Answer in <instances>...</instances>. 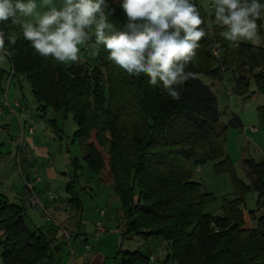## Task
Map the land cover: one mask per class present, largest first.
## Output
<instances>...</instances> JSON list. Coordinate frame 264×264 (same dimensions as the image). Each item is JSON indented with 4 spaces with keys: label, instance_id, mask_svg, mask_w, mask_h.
Here are the masks:
<instances>
[{
    "label": "trees",
    "instance_id": "obj_1",
    "mask_svg": "<svg viewBox=\"0 0 264 264\" xmlns=\"http://www.w3.org/2000/svg\"><path fill=\"white\" fill-rule=\"evenodd\" d=\"M193 2L207 24L206 36L186 69L194 77L179 87L180 100L150 85L146 75L129 76L107 59L102 46L97 64L67 65L35 53L11 19L0 22V31L5 33L9 67L27 79L41 113L50 108L64 117L71 114L73 136L85 145L86 168L99 176L98 182L111 185L119 200L124 237L163 240L169 251L166 260L174 264H264V160L244 157L248 184L237 177L225 142L228 127H241V121L232 115L226 125L220 124L223 112L203 80L219 78L222 68L237 69L233 90L250 93L253 79L264 97V47L242 41L233 47L220 36L223 29L215 23L213 9ZM108 3L115 9L109 21L122 27L127 18L120 0ZM257 24L259 32L261 19ZM13 32L18 36L15 45L7 40ZM213 42L220 44L221 55L210 52ZM7 73L1 70L0 83ZM257 116L264 128V103L257 107ZM206 163L215 173H227L234 187L233 198L222 201V215L204 211L214 197L193 179L194 169ZM69 187L67 202L79 213L80 197ZM249 191L256 193L261 211L251 228L245 227L241 209ZM0 232L2 264H47L54 258L56 228H30L23 205L1 193ZM120 253V264L149 262L141 249Z\"/></svg>",
    "mask_w": 264,
    "mask_h": 264
},
{
    "label": "clouds",
    "instance_id": "obj_2",
    "mask_svg": "<svg viewBox=\"0 0 264 264\" xmlns=\"http://www.w3.org/2000/svg\"><path fill=\"white\" fill-rule=\"evenodd\" d=\"M43 5L46 11H39L35 0H0V22L11 19L44 58L77 63L81 46L90 48L93 57L102 46L114 65L129 76L146 75L150 85L173 100L181 99L179 87L194 77L186 69L206 31L193 0H120L127 18L122 27L109 21L115 9L108 0H62L59 8L43 0ZM211 7L223 29L220 36L233 47L259 39L257 21L264 15L260 0H212ZM5 39L0 31V60L9 55ZM17 39L15 32L7 36L11 45Z\"/></svg>",
    "mask_w": 264,
    "mask_h": 264
},
{
    "label": "rangeland",
    "instance_id": "obj_3",
    "mask_svg": "<svg viewBox=\"0 0 264 264\" xmlns=\"http://www.w3.org/2000/svg\"><path fill=\"white\" fill-rule=\"evenodd\" d=\"M197 1L204 10H208L209 4H212V0ZM35 2L38 5L39 11L47 10V6L43 5V0H35ZM61 5L62 0H52V6L59 8ZM258 36L259 39L255 42H242L264 47V15L261 17V29L258 32ZM81 49L79 62H81V59L83 58L87 59V62L90 65L97 64V56L93 57L90 54V48L81 46ZM83 63L86 64V62ZM71 64L75 63H67V65ZM1 70L6 72L9 70V61L6 57L5 59L0 60V72ZM237 72V69H225L222 71V77L219 79L215 80L213 78L203 77V80L213 89L217 100V106L219 110L223 112L220 117V124L226 125L232 117V112L240 117L243 122V128L241 129L228 127L225 150L234 166L237 177L244 183L248 184V178L245 176V172L240 164V159L242 156H245L252 157L255 161L264 160V128L260 125V121L257 116V107L264 103V97L257 92L253 79H250L249 82L250 93L241 95L233 91V96H229L226 93V89L227 87L234 89V79L237 76ZM20 83L22 86L21 92L24 96L23 99L22 95H20V99L24 102L30 112V116H26V119L34 120L36 124L35 135L37 134L38 137L42 139L40 140V143L43 146H46L47 149V157H43L42 159L40 158V160H43V163L46 164L45 159H50L48 161L50 163L48 168L49 171L52 172V175H45V173L41 171L40 175H42L43 183L50 186L54 194L60 196L61 199L67 196L68 193L66 188L68 185L72 190L80 189L79 184H81V180L84 178L90 182L89 186L93 188V190L97 187L98 189H101L102 184L99 185L97 182L99 176L86 168L84 160L86 149L83 141L73 136L76 125L71 114H67L64 117L62 113L55 112L50 108L46 109L45 113H41L40 109H38L39 104L35 101L32 95L27 79L22 77ZM1 84L3 83L1 82ZM252 127L256 128V130L252 129ZM13 130L15 131V127H13ZM249 131H256L257 133L251 134ZM1 141L3 143L1 142L0 148H3V150L0 151V191H7L3 181L7 182V176L13 174V172L16 173L14 160L15 151L11 149L7 141L3 139H1ZM38 168L41 169V166L39 165ZM44 172H47V170H44ZM18 177L17 173L14 174L15 179H18ZM193 179L200 181L202 190L210 192L214 197V200L205 206L204 211L213 215H222L223 212L221 204L223 199L230 200L234 196V187L230 176L227 173H215L213 171L212 164L206 163L194 169ZM82 197L86 208L84 210V214L80 215L81 224L79 227V233L83 234V236L85 235L91 237L92 234L89 229L95 207L98 204L103 205L104 203L101 202V196H98L99 199L95 200L92 196L93 201H90V199L83 193ZM256 199V193L249 191L245 194L244 201L241 203V209L245 219V227L247 228L254 227L256 225V216L261 214V211L257 210ZM47 213L48 214L46 215L54 217L52 210L48 209ZM253 216H255V218ZM42 217H44V215H42ZM56 218L58 219V215H56ZM39 223L42 224L43 228H47L49 225L51 226L50 223H52V221L41 220ZM145 240V238L139 236L138 240L135 239L132 240V242L133 244H135L136 241L140 242L143 246ZM125 246L126 244L124 247ZM140 248L141 246L136 247L135 250Z\"/></svg>",
    "mask_w": 264,
    "mask_h": 264
},
{
    "label": "crops",
    "instance_id": "obj_4",
    "mask_svg": "<svg viewBox=\"0 0 264 264\" xmlns=\"http://www.w3.org/2000/svg\"><path fill=\"white\" fill-rule=\"evenodd\" d=\"M210 8H212L211 4H209L208 6L209 11ZM201 27L206 28L207 24L204 23ZM81 60L82 61L78 64H83V62L88 63L87 59L82 58ZM220 77H222V72ZM6 79L7 75L1 81L3 84L0 83L2 92L6 91L7 99L12 106L16 99L20 101L21 106L18 108H14V113H12L8 108H5L2 112H0V144L2 142L1 139H3L7 141L11 149L15 151L14 160L16 173L19 177L18 179H15L14 174L16 173L14 172L13 174L7 176L8 181H3L4 185L6 186L5 189H7V191H0V193L4 195L9 202L23 205L26 211V222L30 228L40 227L44 230L49 228H56L57 232L55 241L57 248H54L53 251L54 258L47 264H120V251L132 252L131 250L134 251L136 247L140 246V249L143 252L147 253L149 255V258L152 257V259H149V262L147 264H174L173 262L166 260L167 253L169 251L166 243L163 240L158 238H148L145 240L142 246L140 242L136 241L135 244H133L132 242V240H138L139 236H133L131 238L124 237L123 234L125 231V226L118 212L120 203L117 196L114 194L113 187L111 185L103 186L102 184L101 189H98L97 187L95 190H93V188L89 186V181H87L85 178L81 180V184H79L80 189H75V192H77L80 197L82 209L81 212L75 213L72 210L70 204L67 202V199L69 197L68 194L65 198L61 199L60 196L54 194L50 186L43 183L42 175H40L41 171H43L45 175H52V172H50L48 168V166H50V163L48 162L50 159H45L46 164L43 163V160H40V158L42 159L43 157H47L46 146H43L40 143V140L42 139H40L37 134L35 135V131L32 134L26 131L27 127L31 123V120L26 119V116H30V112L25 106L24 102H22V100L20 99V95H22V98L24 99V96L21 92L22 86L20 83L22 76L18 79H14L10 84H7ZM231 114L235 115L234 112H232ZM238 119L241 121V127L237 128L241 129L243 128V122L240 117H238ZM20 125L24 126V130L22 133ZM13 127H15V131L13 130ZM249 132L251 134L257 133L256 131ZM21 136L22 144L19 146L16 140ZM1 150H3V148H0V151ZM26 156L32 157V160L27 164ZM244 157L245 156H242V158L240 159L242 168ZM18 161H20V163L22 164V172H20L17 168ZM39 165L41 166V169L38 168ZM34 168L37 169L39 180H36L33 171ZM44 170H47V172H44ZM25 182L31 184L32 191L35 193L39 201L44 205L45 210H52V212L54 213V217L60 227H54L53 223H50L51 226L49 225V227L43 228L42 224L39 223L41 220L46 221V219L42 217L43 212L40 209H34L29 204H27L26 199L28 192L26 191ZM98 183L99 185H101L100 182ZM82 193L86 195L87 198L90 199V201H93L92 196L94 197V200L99 199L98 196H101V202L104 203L103 205H96L94 215L91 218L89 229V231H91V234L93 235L92 232L94 231V222L99 218L98 211L100 209H104L102 223L106 231L99 237L100 239L98 238L95 240L92 238V236H83V234L79 233V227L81 224L80 215L84 214V210L86 208V206L84 205ZM50 194L56 196V198L61 201L63 205L62 208L57 209L53 207L52 201L49 199ZM56 215H58V219L56 218ZM61 228H65L69 231L71 235L70 244H67L66 240L62 237ZM1 235L2 232H0V236ZM127 241H129L130 243ZM125 244L126 246L124 247ZM87 245H90L89 250L86 249Z\"/></svg>",
    "mask_w": 264,
    "mask_h": 264
},
{
    "label": "built area",
    "instance_id": "obj_5",
    "mask_svg": "<svg viewBox=\"0 0 264 264\" xmlns=\"http://www.w3.org/2000/svg\"><path fill=\"white\" fill-rule=\"evenodd\" d=\"M211 11H212V9L210 8V12ZM210 52L212 54L216 55V56L221 55L222 48H221L220 44L217 43V42L211 43ZM6 58L9 60V55ZM221 70L223 71L224 68H222ZM20 77H21L20 75H18V74H16L14 72L12 67H9V70H8V73H7V79H6L7 84H10L14 79H18ZM233 91L234 90L231 87H227V89H226V93L229 96H233V93H234ZM20 106H21V104H20V101L18 99H16L14 101L13 106L9 103V101L7 99V96H6V91H3L0 94V112H2L5 108H8L12 113H14V108H18ZM30 122L31 123L27 127L26 131L29 132L30 134H32L35 131L36 124L34 123L33 120H31ZM20 126H21V133H22L23 130H24V126L23 125H20ZM252 129L256 130V128H254V127H252ZM16 142L20 146L22 144V136L19 137L16 140ZM31 160H32L31 156H26V164L29 161H31ZM21 165L22 164L20 163V161H18L17 162V168H18V170L20 172H22ZM33 171H34L36 180H39V177L37 175V169L34 168ZM25 187H26V191L28 192L27 199H26L27 204H29L34 209H40L43 212V215H44L46 220H50V221H52L54 226L60 227L58 222L54 219L55 217H51V216L46 215V214H48L47 210H45L44 205L39 201V199L37 198L35 193L32 191L31 184L25 182ZM49 199L52 201V204H53L54 208H57V209L62 208L63 205H62L61 201H59L56 198V196L50 194L49 195ZM98 214H99V218L94 222V231H93V235H92V238L95 239V240L98 239L106 231V229H105V227L103 226V223H102V217L104 215V209H100L98 211ZM61 234L63 235V237L66 240L67 244H70L71 235H70L69 231L67 229H65V228H61ZM86 249L89 250L90 249V245H87ZM149 259H152V257H150Z\"/></svg>",
    "mask_w": 264,
    "mask_h": 264
}]
</instances>
